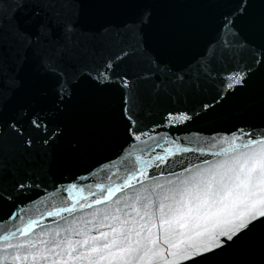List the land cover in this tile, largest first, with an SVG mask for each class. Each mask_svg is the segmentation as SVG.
I'll return each instance as SVG.
<instances>
[{"label": "snow or ice", "instance_id": "1", "mask_svg": "<svg viewBox=\"0 0 264 264\" xmlns=\"http://www.w3.org/2000/svg\"><path fill=\"white\" fill-rule=\"evenodd\" d=\"M237 89L260 124L192 132ZM110 150L132 166L84 196ZM49 183L69 206L25 222ZM17 219L0 264H264V0H0V222Z\"/></svg>", "mask_w": 264, "mask_h": 264}, {"label": "water", "instance_id": "2", "mask_svg": "<svg viewBox=\"0 0 264 264\" xmlns=\"http://www.w3.org/2000/svg\"><path fill=\"white\" fill-rule=\"evenodd\" d=\"M212 35L213 31L209 30V32L203 37L201 46L205 41L211 39ZM195 51L196 50L193 51V55H195ZM220 90V85H216L214 90L206 88L200 94L199 100L204 102L212 101L213 97L216 95V92ZM100 95L106 98L109 111L112 112L118 119L120 112L119 87L117 85L103 87ZM184 106L186 105H181V107ZM196 107L199 108V102H197ZM253 110L254 106L252 105V96L250 90L237 89L235 94L227 93L225 98L221 99L219 103H217L215 111L204 119H198L197 122L192 125L191 130L194 133L199 132L200 135L208 137L213 133L214 130H229L234 129L236 126L260 124V120L250 119L249 113ZM186 146L194 147L196 145L191 144ZM212 151H218V149H212ZM114 155V150H110L99 153L96 156L95 159L101 161L103 166L95 167L92 170V175L87 180L77 182L80 187H84V196H87L89 191L98 192L99 189L96 188V185L98 184L102 186H108L121 182V178L125 175V168H130L133 164V161L131 159L128 161H123V157H121L120 159H113V162L109 163L108 160L105 159V157H114ZM91 163L95 164V160ZM80 174L87 175V173H84L83 170H80ZM57 179L62 180L64 184H67L68 182L67 178L57 177ZM119 195V193L116 194V196ZM32 197L33 199L31 201H27L25 204L21 205V210L18 211L17 215L22 217L25 222L30 218L39 219L41 224L48 226H51L53 221L46 218V212L51 210L53 206L67 207L71 202V198L62 189L53 191L51 188V183H49V192L40 194L34 192ZM88 202H90V200ZM7 211L8 209L5 208L4 212L7 213ZM42 213L44 214L43 217L41 215ZM13 224L19 225L20 220H9L7 223L0 222V236H3L6 230L10 229ZM35 231L39 232V228L35 229ZM0 244H2V241H0ZM184 264H191V262L186 261Z\"/></svg>", "mask_w": 264, "mask_h": 264}]
</instances>
